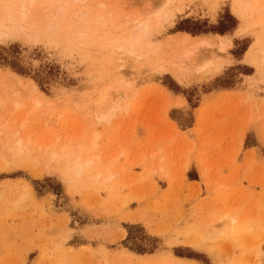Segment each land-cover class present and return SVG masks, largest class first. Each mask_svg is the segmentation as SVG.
<instances>
[{"label":"rangeland","instance_id":"rangeland-1","mask_svg":"<svg viewBox=\"0 0 264 264\" xmlns=\"http://www.w3.org/2000/svg\"><path fill=\"white\" fill-rule=\"evenodd\" d=\"M242 1L71 0L58 37L1 40L0 264H264V21ZM186 34L211 51L177 61Z\"/></svg>","mask_w":264,"mask_h":264},{"label":"bare ground","instance_id":"bare-ground-1","mask_svg":"<svg viewBox=\"0 0 264 264\" xmlns=\"http://www.w3.org/2000/svg\"><path fill=\"white\" fill-rule=\"evenodd\" d=\"M69 1L71 0H0V42L1 40L5 39V38H11V37H14L16 34L20 33V34H24L23 36L26 35L27 36H32V34L34 35L35 33L39 34V32H42L43 35H45L44 37H47V38H51L53 39L54 36L58 37L56 34L59 30V13L60 12H64L63 10H66L68 9L67 7L68 4H69ZM79 1V0H78ZM245 0H243L242 2L244 3H238V7L239 9L238 10H242V7H244L247 2L245 3L244 2ZM258 1V0H256ZM167 3L165 4H168L169 0H166ZM238 2V1H237ZM240 2V1H239ZM264 2V0H263ZM257 4L254 5L256 7H250L251 9L252 8H256L258 10V12H260V15H262V20L264 21V3H261V0H260V3L258 4V2H256ZM237 4V3H236ZM253 4V3H252ZM246 6H249L248 4ZM245 6V7H246ZM249 8V10H251ZM178 9V8H177ZM175 9V10H177ZM180 9V7H179ZM246 9V8H245ZM255 9V11H256ZM244 11V10H243ZM254 11V12H255ZM242 12V11H241ZM245 12V11H244ZM246 13V12H245ZM249 13V12H248ZM62 14V13H61ZM239 14V13H238ZM258 14V13H257ZM61 16V15H60ZM150 16V15H149ZM149 16H145L144 18L142 16L140 17H137L135 18V21L137 22L136 23V30H140V34L143 33L142 31L146 30L148 28V21L150 19ZM259 17V15L257 16ZM62 18V17H61ZM140 18V19H139ZM143 18V19H141ZM64 20H67V19H64ZM260 20V19H259ZM258 20V21H259ZM68 23V21H65ZM133 22H134V19H133ZM261 22V20H260ZM63 23V22H62ZM260 24V23H258ZM65 25V24H64ZM62 26V25H60ZM68 26V25H67ZM261 26V25H260ZM64 27V26H63ZM264 27V26H262ZM61 28V27H60ZM67 28V27H66ZM261 28V27H260ZM70 29V30H68ZM264 29V28H263ZM73 29L67 28L66 31H64V35H63V41L66 42V43H71L70 42V38H71V34L73 35L74 32H72ZM135 30V31H136ZM60 31V30H59ZM134 31V32H135ZM259 31V30H258ZM264 31V30H263ZM261 31V32H263ZM139 32V31H138ZM137 33V32H135ZM134 33V34H135ZM37 34H35L37 36ZM133 34V35H134ZM32 36V37H36V36ZM59 35V34H58ZM187 36L183 37L182 39L180 38V40H184L183 42L185 43V45H183L184 47V50H182L181 52H179L180 55H177L178 57H176L175 59L178 61V59L181 60V57H186V63H187V60L189 58H191V56L193 55L192 53L195 51V52H198V49L200 51V49H202L201 51H205V49H207V47L210 46V48H208V53L209 51H211L210 49L212 48L211 45H213V40H211V38H208L206 36H198V37H192V36H189L188 34H186ZM61 36V35H60ZM17 37V36H15ZM137 34H135V36H133L132 40L134 43H137V40H139L140 38H137ZM214 37L216 38V44H218L217 48L218 49H223L227 43V40H226V37L224 35H220V34H215ZM28 38V37H27ZM71 41H73L71 39ZM214 41V42H215ZM3 42V41H2ZM128 43L125 45H121V47H124L126 48L127 50L126 51H129L130 53H133V52H136L137 53H142L144 51H138V49H142V48H138V49H134V46H133V43H130V41H127ZM132 42V41H131ZM181 42V41H179ZM262 42V41H261ZM260 44V43H259ZM138 46V45H136ZM261 46V45H260ZM264 47V45L262 46ZM216 48V50H217ZM259 48V47H258ZM257 49H254V50H258ZM136 51H134V50ZM204 49V50H203ZM146 50V49H145ZM200 51V52H201ZM213 51V50H212ZM221 51V50H220ZM147 52V50H146ZM145 51L142 53L143 55H145L146 53ZM194 54H197L195 53ZM214 52V51H213ZM212 52V53H213ZM259 53V51H258ZM136 55V57L139 55H137L136 53H134ZM141 54V55H142ZM148 53H146L147 55ZM146 55L144 57H146ZM182 55V56H181ZM259 55V54H258ZM257 57L260 56V59L259 60H262L261 62H259V64H261L259 67H260V70L261 71H264V48H262L260 50V55ZM194 56V55H193ZM192 56V57H193ZM142 57V56H140ZM188 58V59H187ZM195 58V56L193 57V59ZM174 59V60H175ZM184 59V61H185ZM198 59V58H196ZM220 59V58H219ZM218 59V60H219ZM175 60V61H176ZM183 60V59H182ZM182 60L179 61L182 63ZM192 59H190L189 61H191ZM213 60V59H212ZM173 61V60H171ZM170 62V61H168ZM167 62V63H168ZM174 62V61H173ZM212 62V61H211ZM209 63V64H212V63ZM214 62V61H213ZM166 63V64H167ZM176 63V62H175ZM185 63V62H184ZM194 64V62H192ZM161 64V63H160ZM170 65V63H168ZM167 64V65H168ZM189 64V63H188ZM191 64V63H190ZM177 65V63H176ZM175 65V67H176ZM180 65V64H179ZM161 66V65H159ZM158 66V67H159ZM208 66V65H207ZM210 66V65H209ZM220 67L219 64H215L213 66V68L211 69L213 72L218 70ZM160 68V67H159ZM162 68V67H161ZM160 68V69H161ZM172 68V67H171ZM179 68V67H178ZM183 68V67H182ZM170 69V68H169ZM181 69V68H179ZM196 69V68H195ZM200 68H198L197 70L199 71ZM173 70V68H172ZM178 70V69H177ZM182 70V69H181ZM183 70H185L183 68ZM179 71V70H178ZM194 71V70H193ZM208 71V70H207ZM197 72V71H196ZM205 72V71H204ZM34 89L33 87H31V90ZM32 92H34L32 90ZM182 103V100H177V102L175 104L179 105ZM113 106V105H112ZM115 106V105H114ZM113 106V107H114ZM112 109V107H111ZM87 159H85L84 161H86ZM83 161V159L81 160ZM90 159L86 161V163H90ZM92 162V161H91ZM75 163V162H74ZM73 163V164H74ZM72 164V165H73ZM78 164V163H77ZM82 164V163H81ZM76 165V164H75ZM83 165V164H82ZM84 165H85V162H84ZM87 166V164H86ZM66 167V165L64 166ZM73 167V166H72ZM80 166L76 165L75 167V172H77L76 174H80V172L77 171V168ZM90 167V166H89ZM68 168V167H67ZM74 168V167H73ZM85 169V168H83ZM82 169V170H83ZM74 170V169H73ZM80 170V169H79ZM231 221H234V218H230ZM228 222V221H226ZM200 239H202L203 236H199ZM198 237V238H199ZM198 239V241L200 240Z\"/></svg>","mask_w":264,"mask_h":264},{"label":"trees","instance_id":"trees-1","mask_svg":"<svg viewBox=\"0 0 264 264\" xmlns=\"http://www.w3.org/2000/svg\"><path fill=\"white\" fill-rule=\"evenodd\" d=\"M183 29H185V30H187L186 28H183ZM180 30V29H179ZM214 30V32H218V33H224L226 30H228V28H223V29H203V28H200V27H198V29L197 30H195V31H190L192 34H200V33H207V32H209V31H213ZM132 250H134V251H137V252H151V251H153V250H145V249H141V248H131Z\"/></svg>","mask_w":264,"mask_h":264}]
</instances>
